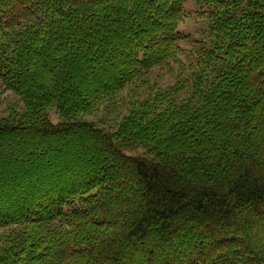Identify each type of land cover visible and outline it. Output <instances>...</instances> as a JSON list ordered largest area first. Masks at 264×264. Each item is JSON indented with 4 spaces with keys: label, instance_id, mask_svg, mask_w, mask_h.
<instances>
[{
    "label": "trees",
    "instance_id": "obj_1",
    "mask_svg": "<svg viewBox=\"0 0 264 264\" xmlns=\"http://www.w3.org/2000/svg\"><path fill=\"white\" fill-rule=\"evenodd\" d=\"M184 2L0 0V264H264V0H198L188 76L77 119L178 60Z\"/></svg>",
    "mask_w": 264,
    "mask_h": 264
},
{
    "label": "rangeland",
    "instance_id": "obj_2",
    "mask_svg": "<svg viewBox=\"0 0 264 264\" xmlns=\"http://www.w3.org/2000/svg\"><path fill=\"white\" fill-rule=\"evenodd\" d=\"M184 7L186 11V17L180 23L179 29L185 36L188 37L180 41V44L183 47V53L180 54L178 60L175 62L172 61L166 65L156 66L152 70H150L144 76V78L148 80V84L144 86L145 88H140L138 86H134L133 88H125L121 92V94L116 97L111 103H106L100 106L97 110L93 111L92 113L79 114L77 119L92 121L98 127L101 128L114 129L116 128L117 123L121 120L122 116L126 113L125 107L129 105L128 102L136 98H145L148 94V88L153 87V85L159 88H167L170 85H173L179 78H183L189 75V59H187V53L190 47L189 39H194L199 35L200 29L205 26L206 20L200 14L202 6L198 2V0H185ZM119 43L117 41L112 42L113 46L110 48L107 57H112L110 61L115 60L117 61V63L113 66V70H110L109 68L101 70L103 71V74L100 75L101 84H105L106 82L111 83V76L114 75L113 73L116 71L119 72L118 70L122 68V64H120L119 60H117L115 56L113 57L115 52L119 49ZM85 66L87 72L83 70L82 75L85 79V84L88 85V74L95 67L94 63H86ZM119 106H121L122 109ZM24 110L25 104L21 100V98L12 90L8 89L0 80V117H12L15 116V114L17 115L18 113L23 112ZM47 112L50 119L54 122L63 121L65 119V117L61 116L56 107L50 108ZM144 151V148L136 147L133 148L130 152L132 154H141ZM4 231L5 230L1 229L0 234Z\"/></svg>",
    "mask_w": 264,
    "mask_h": 264
}]
</instances>
